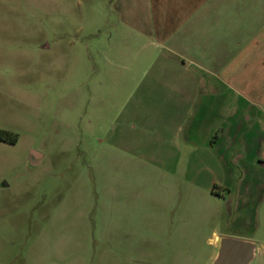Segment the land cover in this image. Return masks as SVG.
<instances>
[{
  "label": "rangeland",
  "instance_id": "374dc122",
  "mask_svg": "<svg viewBox=\"0 0 264 264\" xmlns=\"http://www.w3.org/2000/svg\"><path fill=\"white\" fill-rule=\"evenodd\" d=\"M136 1L0 0V264H211L216 235L264 264V169L245 146L184 177L157 55L121 21Z\"/></svg>",
  "mask_w": 264,
  "mask_h": 264
},
{
  "label": "crops",
  "instance_id": "0c3cea01",
  "mask_svg": "<svg viewBox=\"0 0 264 264\" xmlns=\"http://www.w3.org/2000/svg\"><path fill=\"white\" fill-rule=\"evenodd\" d=\"M123 16L130 36L157 55L150 68L170 91L169 125L182 118L171 142L183 149L184 177L193 158L222 167L242 160L245 146L251 167L264 169V1L137 0ZM220 183L233 197L230 182ZM220 238L211 239L215 251Z\"/></svg>",
  "mask_w": 264,
  "mask_h": 264
},
{
  "label": "water",
  "instance_id": "95a60500",
  "mask_svg": "<svg viewBox=\"0 0 264 264\" xmlns=\"http://www.w3.org/2000/svg\"><path fill=\"white\" fill-rule=\"evenodd\" d=\"M41 159V154L32 151L30 161L33 167H37ZM258 251V245L253 241L221 237L211 264H255Z\"/></svg>",
  "mask_w": 264,
  "mask_h": 264
},
{
  "label": "trees",
  "instance_id": "16d2710c",
  "mask_svg": "<svg viewBox=\"0 0 264 264\" xmlns=\"http://www.w3.org/2000/svg\"><path fill=\"white\" fill-rule=\"evenodd\" d=\"M6 132L4 131H0V140H3V135L5 134ZM18 141V137L17 136H14V138L12 139L11 143L12 144H16Z\"/></svg>",
  "mask_w": 264,
  "mask_h": 264
}]
</instances>
